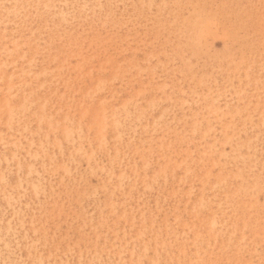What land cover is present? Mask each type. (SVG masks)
Listing matches in <instances>:
<instances>
[{
	"label": "rangeland",
	"instance_id": "obj_1",
	"mask_svg": "<svg viewBox=\"0 0 264 264\" xmlns=\"http://www.w3.org/2000/svg\"><path fill=\"white\" fill-rule=\"evenodd\" d=\"M0 264H264V0H0Z\"/></svg>",
	"mask_w": 264,
	"mask_h": 264
}]
</instances>
